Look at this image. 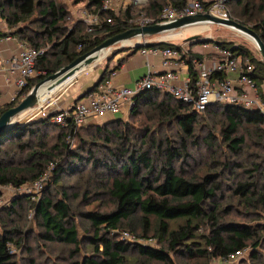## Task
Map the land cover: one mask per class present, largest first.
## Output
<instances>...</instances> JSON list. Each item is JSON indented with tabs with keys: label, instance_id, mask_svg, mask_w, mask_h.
<instances>
[{
	"label": "trees",
	"instance_id": "16d2710c",
	"mask_svg": "<svg viewBox=\"0 0 264 264\" xmlns=\"http://www.w3.org/2000/svg\"><path fill=\"white\" fill-rule=\"evenodd\" d=\"M188 1L149 0L143 7L129 6L117 14L103 11L102 0H74L75 5L85 4L89 11L99 15L101 24L92 31L81 19L73 22L69 28L71 9L60 0H0V18L6 22L10 34L20 41L37 49L51 46L36 63L40 74L29 81L24 89V93H28L36 84L80 55L91 51L106 39L131 29V18L144 14L157 20L165 7L183 9ZM199 1L210 4L205 0ZM232 5L238 9L233 13L230 9ZM226 6L234 20L251 27L264 41V0H226ZM108 18L112 21L107 22ZM5 35L7 33L0 32V36ZM214 42L252 59L256 68L253 78L264 99V62L261 57H255L243 45L227 41ZM149 46H173L183 51L180 45L169 41H156ZM189 55L191 58L200 56L195 53ZM122 62L121 59L114 70ZM114 70L106 68L99 84L85 92L83 97L109 79ZM189 75L192 82L197 78L193 64H190ZM19 101L3 105L2 114ZM205 114L225 117L221 133L232 155L220 165L231 173L236 168L240 169L249 177L239 180L240 175H235L236 181L234 179L226 190L230 192L228 200L238 197L239 204L247 212L253 210L246 215V218H252L250 222L226 217L234 207L224 203L226 197L223 194L225 187L221 172H206L199 176L190 174L186 169L191 158L189 145L198 144L196 126ZM129 116L137 118L141 128L130 125L132 130L128 131L127 126V130L120 132L108 129V126L121 125L126 121L124 118H115L104 125H56L57 133H51L53 124L48 118H39L16 123L2 133L1 186L19 188L38 179L49 168V164H53L52 177L43 195L33 202L30 196L18 194L8 207V214L17 215L23 209H32L41 227L39 239L45 243L73 245L71 257L81 252L82 240L76 218L87 220L89 236L85 241L93 253L83 261L72 260L69 264H177L174 256L189 260L205 259L204 264H210L234 250L247 247L251 248V254L243 264H264V172L261 171L264 167V155H261L264 152V112L220 103L198 111L168 92L149 89L135 96ZM164 125L177 126L183 135L182 140L155 139V134L160 133ZM87 127L103 133L108 142H111L112 136L117 138L118 144L110 149L106 159L99 158L96 152L86 148V141L81 137L77 147H70L71 139L78 137L80 130ZM250 127L255 128L256 135L263 143H253L260 151L253 152L250 148L249 152H253L250 155L258 159L250 163L251 167H247L248 162L242 156L247 147V134L251 133ZM242 128L246 131H240ZM208 137L212 138V135ZM54 138L56 142H46ZM190 139L194 143H189ZM204 144L210 148L218 146H214L215 143ZM26 151L29 159L24 166V163L15 159L18 153ZM262 173V181H258L257 177ZM65 176L74 177L81 185L84 202L93 192L96 197H108L109 201L105 203H109L110 207L102 210L99 205H95L77 211L73 201L79 195L69 193L72 187L65 185ZM53 186L60 188L58 196L53 194ZM134 220L141 227L140 235L136 234L138 237H155L162 246L129 243L113 234L116 230L135 232L137 227L131 226ZM22 232L16 227L0 231V264H18L11 245L22 246ZM151 233L153 237H150ZM133 252L142 259L132 263L129 254ZM30 264L35 262L31 260Z\"/></svg>",
	"mask_w": 264,
	"mask_h": 264
},
{
	"label": "built area",
	"instance_id": "2783aa9c",
	"mask_svg": "<svg viewBox=\"0 0 264 264\" xmlns=\"http://www.w3.org/2000/svg\"><path fill=\"white\" fill-rule=\"evenodd\" d=\"M149 0H102L101 8L103 11H113L119 14L127 7H143ZM197 14H211L222 19H233L227 6L226 0H213L205 5L199 0H189L186 7L177 9L173 6H167L162 9L157 20L141 14L139 17L130 19L131 28H141L153 25L159 22H170L184 16H193ZM70 19V17H68ZM89 26V31L95 30L101 24L98 14L89 11L85 6L80 10V17ZM107 22L112 19L108 18ZM0 32L7 33L0 36V42L9 40L12 36L6 22L0 18ZM148 37H137L117 47L133 49L140 51L146 56H160L164 71L153 73L150 70L146 75L138 79L134 87H114L111 85V74L109 79L102 82L96 90L77 101L72 107L57 108L56 111H50V108L56 104L53 99L41 105L40 103L29 109L34 110L29 119L48 118L51 123L67 127L72 124L74 127H82L93 120L103 119L106 115H118L123 107L131 109L134 104V98L140 92L149 89H158L172 94L176 99L192 105L198 111H204L213 104L237 105L248 109H256L264 112V99L259 93L258 86L253 78L255 65L248 56L234 53L230 48H222L218 44L216 50L218 57L211 62L210 66L205 65L199 59L191 58L186 52L180 51L173 46L158 47L145 46L150 43ZM138 44H144L143 47L136 48ZM20 50L5 61L0 60V64L6 66L8 81H13L15 90L11 94V102L20 101L27 95L24 89L29 81L40 74L36 69V63L42 57L46 49L34 48L27 42H19ZM115 48L107 50V53L101 57L108 59L112 56ZM193 64L197 78L191 81L187 78L183 85L176 83L179 80V70L182 66ZM2 104H0V116L2 115ZM28 111V110H27ZM56 112L53 116L50 113ZM53 164L46 170L32 186L22 185L19 190L33 192L44 188L52 177ZM1 186V185H0ZM31 190V191H30ZM122 241L139 245H153L154 239H145L126 230H116ZM251 254V248L237 249L225 256L215 259L210 264H232Z\"/></svg>",
	"mask_w": 264,
	"mask_h": 264
},
{
	"label": "rangeland",
	"instance_id": "374dc122",
	"mask_svg": "<svg viewBox=\"0 0 264 264\" xmlns=\"http://www.w3.org/2000/svg\"><path fill=\"white\" fill-rule=\"evenodd\" d=\"M63 3H65L69 9H71L72 13V21H68V26L69 28L72 27L73 22H76L79 17H80V10L85 7V4H79L75 5L74 0H60ZM87 1V0H85ZM207 2H212L213 0H205ZM231 12L233 13L235 10H238L234 5L230 6ZM232 15V14H231ZM28 21L26 22V24ZM200 26V25H199ZM201 28L199 31L202 34L205 35H210L213 34L215 40L214 41H227L233 44H238V45H243L244 47L250 49V51L254 54L255 57H259V52L255 46V44L245 35L242 33L223 26H218V25H211V24H203L200 26ZM182 30V29H181ZM181 30H176L172 32H168L165 34H159V35H153L149 36L148 39H156L159 36H173L176 35V37L171 38L170 42L175 44V45H183V37H178V34H180ZM182 32V31H181ZM182 40V41H181ZM191 44V42H189ZM51 47V46H50ZM48 47H44L46 50ZM117 49V46L114 47ZM114 49V50H115ZM133 50V49H125V51H122L118 53L117 55L123 54L124 52ZM201 52V51H200ZM102 53H107V51H104ZM117 55L111 57V59H106V58H99L95 62H93L91 65L86 67V70L80 74V78H75L77 79L76 81H72L69 85L64 87L62 90L58 91L56 94L52 96L51 99H48L45 101L43 104L47 103L48 101H51L53 99L56 100V97H59L56 100V104L50 108V111H56L57 108L59 107V102L61 103V96L62 93L66 98L68 94H73L79 85L81 83H85L88 79L90 78H95L96 82L101 78V75L103 71L108 68L109 71L114 70V68L117 66ZM65 76V75H64ZM61 76V77H64ZM60 77V79H61ZM60 79H56L54 81L55 84H57ZM93 80V79H92ZM54 84V85H55ZM53 85V86H54ZM263 93H264V85L262 87ZM42 104V105H43ZM221 105V104H220ZM126 115L124 116V112H120L118 115V118H124L123 124L121 125H113V126H108L110 130H117V131H122V130H127V126H129V130H132L130 125H134V127H137L140 125L139 120L137 118H131L129 116L130 109L125 110ZM33 112V111H31ZM31 112H23L20 117L23 118V122H28L31 120H37L39 118L35 119H29V116L31 115ZM93 124L97 125H104L106 123H109V121H101V120H96L92 122ZM225 123V117L218 114L217 116H208L205 114L202 119L197 123L196 126V135H197V145L195 144H190L189 145V152H190V161L186 169L189 170L190 174H197L199 176L203 175L206 172H221L222 177L221 180L223 181L225 190L223 194L225 195L226 199L224 200V203H230L234 209L231 210V212L226 216L228 219H234L237 221H244V222H250L252 218H246V215H248L250 212L253 210H249L247 212L245 210V207L239 204V198L238 197H233L232 199L228 200L229 196V191H226L231 185V183L234 182V177L235 175H240V179H249L245 173H242L240 169H235L233 173L230 171H225L223 167L220 165L222 161H225L228 156H231V152L229 151L227 147V141L223 138V135L221 133V127ZM53 124L52 127V132L51 133H57V129H55L54 126L57 124ZM88 125V124H87ZM108 125V124H107ZM105 125V126H107ZM112 125V124H111ZM61 126V125H59ZM58 126V127H59ZM63 127V126H62ZM141 128V126H139ZM60 128V127H59ZM245 128H242L240 131H243ZM251 133L247 134V147L245 149V153L243 154L242 158H246V161L248 162L247 167H251V162L257 161L258 158L256 156H251L250 153H253L255 151H260L258 150L253 143H263L259 137L255 133V128L250 127ZM246 131V129H245ZM244 131V132H245ZM241 133V132H240ZM246 133V132H245ZM209 134L212 135V138H209ZM53 135V134H52ZM78 137L75 139H71L70 141V147H77L80 142V137L83 138L86 143V148L88 147L89 149L93 150L94 152L97 153V156L99 158L106 159V157L110 153V149L114 148L118 143H117V138L115 136H112L111 142H108L104 139V134L103 133H97L92 127H87L86 129L80 130L78 133ZM183 137L182 133L178 130L177 126H170V125H164L160 133L155 134V139H170V140H182L181 138ZM32 139V138H31ZM56 142L55 138L53 140H46V142ZM35 143V141L33 142ZM189 143H194L193 140H189ZM204 143H215L214 146L218 145L217 148H210L207 147ZM139 144V141L138 143ZM249 149L247 150V148ZM250 148L253 149V152H249ZM261 155H264V152H262ZM28 153L27 151L24 153H18L16 156L15 161L24 163L22 165H27V160H28ZM51 164H49L50 167ZM49 168H47L48 170ZM262 172H264V167L262 166ZM244 176L243 177H241ZM263 178V173L260 174V177H257L258 181H262ZM236 181V179H235ZM35 181H29L25 185L27 186H32V184ZM64 183L65 185L72 187L70 188V192L72 194H77L79 195V198L77 200H74L73 203L77 209V211L81 210H86L89 208H93L95 205H99L100 209L106 210L108 209L109 203H105L106 201H109V198L106 196H94V193L91 192L89 195V198L84 202L81 195H82V189L81 185L77 183L74 177L70 176H65L64 177ZM49 183L44 186V188L36 191L35 189H32L33 192H28L25 190H19L16 187L12 186H0V231H5L7 229H12L16 227L19 230H22V236L24 237V241L22 246L21 245H11L13 255L16 257L15 259L17 260L18 264H30V261L33 260L35 264H69L72 260H79L83 261V259L91 255L93 253V249L90 247V245L86 244V241L89 233L86 228L89 227V223L87 220L77 217L76 218V223H77V228L79 232L80 239L82 240L80 249L81 252L74 256L71 257L70 251L74 249L73 245H63L60 243H45L42 240L39 239V234L41 232V227L38 224V220L35 219L33 210L28 208V210H19V214L13 215V214H8V207L11 205L13 198L15 196H18V194H23L24 196H30L31 201L35 202L37 201L38 198H40L43 193L45 192L46 188L48 187ZM74 186V187H73ZM53 194L55 196H58V192L60 191V188L53 186ZM31 191V190H30ZM104 202V203H103ZM247 212V214H245ZM133 227H137V230L133 232V234H139L141 233V227H138V221L134 220L132 225ZM153 233L150 234V237L152 236ZM137 236V235H136ZM154 242L152 243L154 247H160L162 246L161 243L158 242L157 238L153 237ZM29 249H32L31 252H29ZM262 254L264 255V250L262 251ZM130 255L131 262L133 263L136 259L141 260L142 258L135 252H133ZM174 261L177 262V264H204L206 261L205 259H195V260H189L186 257H176L174 256ZM249 259V256L244 257L232 264H243V261H246ZM151 264H161L157 262H152Z\"/></svg>",
	"mask_w": 264,
	"mask_h": 264
},
{
	"label": "crops",
	"instance_id": "0c3cea01",
	"mask_svg": "<svg viewBox=\"0 0 264 264\" xmlns=\"http://www.w3.org/2000/svg\"><path fill=\"white\" fill-rule=\"evenodd\" d=\"M201 26V25H200ZM199 25L190 26L187 28H184L180 31V34H178V37H183V45H180L182 50L187 53L188 56L189 53H195L199 54V57H195V59H199L202 61L205 65L210 66L211 62H213L217 57L218 53L216 50L217 43L212 42H193L189 43L188 38L193 35H201L204 38L203 39H212L215 40L214 35H205L202 34L199 29L201 28ZM176 37V35L173 36H159L156 39H147L150 43L156 42V41H171V38ZM182 41V40H181ZM20 40L16 37H12L9 40H3L0 42V60L5 61L12 57L13 55H16L19 50ZM125 51V50H124ZM201 51V52H200ZM117 55V54H116ZM117 62L122 59L123 62L119 66L117 70H114V75L111 77V85L114 87H121V86H127V87H134L135 83L138 79L143 77L148 73L150 70L151 72L155 73H161L164 71V66L162 65V58L160 56H146L140 51L136 50H128L127 52H124L123 54L117 55ZM110 58V57H109ZM108 58V60H109ZM117 63V65H118ZM189 68L190 64L188 61H186V65L182 66L179 70L180 78L176 83H179L180 85H183L185 80L189 78ZM115 69V68H114ZM84 72V71H83ZM82 72V73H83ZM81 73V75H82ZM81 76H78L80 78ZM77 78V79H78ZM75 79L74 81H76ZM93 79V80H92ZM73 81V82H74ZM95 78L88 79L85 83H81L77 90L73 94H68L66 98L62 93L61 96V103L59 102V108H69L72 107L78 100L79 97H81L89 88H91L96 82ZM15 90V85L13 81H8V74L6 72V66L3 64H0V104L5 105L10 103L11 101V94ZM128 108L125 106L122 109V112H124V116L126 115V111ZM33 112H31L32 114ZM119 115V114H118ZM118 115H106L103 119H100L101 121H112L115 118H118ZM96 121V120H93ZM92 121V122H93ZM90 122V123H92Z\"/></svg>",
	"mask_w": 264,
	"mask_h": 264
},
{
	"label": "water",
	"instance_id": "95a60500",
	"mask_svg": "<svg viewBox=\"0 0 264 264\" xmlns=\"http://www.w3.org/2000/svg\"><path fill=\"white\" fill-rule=\"evenodd\" d=\"M203 24H211V25H218L227 28L234 29L243 35L247 36L256 46L261 60L264 62V41L262 38L256 33L251 27L245 26L234 19H222L211 14H197L193 16H184L177 18L170 22H159L153 25L144 26L141 28H131L122 33L114 35L108 39H106L103 43L92 49L91 51L80 55L70 64L65 65L61 69H59L54 74L48 76L34 87L30 89L27 95L17 103V105L7 109L1 116H0V135L10 129L16 123H25L19 121V116L37 106L44 95L49 91L50 85L60 76L66 74L69 71H72L79 66L84 65V68L91 65L93 62L100 58V53L107 51L115 46L123 44L125 41L137 38V37H149L153 35L165 34L168 32L181 30L190 26L194 25H203ZM189 42H212L213 40L203 39L201 35H193L188 38ZM150 43L145 44V46H149ZM144 44H138L136 48L143 47ZM124 51L122 47H117L112 53V56ZM111 57L109 59H111ZM100 79L91 87L98 85ZM89 88L86 92L91 90ZM82 95L81 97H83ZM79 97V99L81 98ZM56 112L50 113L49 116H53Z\"/></svg>",
	"mask_w": 264,
	"mask_h": 264
},
{
	"label": "bare ground",
	"instance_id": "6f19581e",
	"mask_svg": "<svg viewBox=\"0 0 264 264\" xmlns=\"http://www.w3.org/2000/svg\"><path fill=\"white\" fill-rule=\"evenodd\" d=\"M105 55V53H100V57H103ZM86 68H84V65L79 66L78 68L67 72L66 74L62 75L64 77H60L57 79H60V81L55 84L54 82L50 85L49 87V91H47V93L44 95V97L41 99L40 104L42 105L45 101H47L50 97H52L54 94H56L58 91L62 90L64 87H66L67 85H69L73 80H75V78H77L83 71H85ZM55 84V85H54ZM54 85V86H53ZM34 110H28L25 112H31ZM24 112V113H25ZM19 121H23V118H21L19 116Z\"/></svg>",
	"mask_w": 264,
	"mask_h": 264
}]
</instances>
